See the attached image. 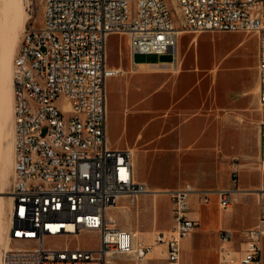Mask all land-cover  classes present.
<instances>
[{
    "label": "built area",
    "instance_id": "1",
    "mask_svg": "<svg viewBox=\"0 0 264 264\" xmlns=\"http://www.w3.org/2000/svg\"><path fill=\"white\" fill-rule=\"evenodd\" d=\"M27 29L14 58L15 162L9 212L11 246L0 264H119L115 257L144 259L156 247L166 264H182L183 239L198 226L193 215L217 195L228 210L247 190L238 188L240 168L234 160L233 187L199 188L187 183L162 191L173 201L174 225L153 231L148 240L125 229L112 214L122 197L135 204L150 194L137 179L132 148L113 147L107 135V81L121 73L108 64V39L128 38L130 53H172L177 66L179 26L168 0H72ZM184 31H232L258 36V97L264 105V0H176ZM259 161L264 170V120L259 125ZM257 222L242 231H219L218 264H264V205ZM57 218L60 231L45 226ZM28 222V231H21ZM38 224V231H31ZM82 232L96 233L94 248L73 246ZM34 236V245H27ZM48 238L63 243L47 245Z\"/></svg>",
    "mask_w": 264,
    "mask_h": 264
},
{
    "label": "rangeland",
    "instance_id": "2",
    "mask_svg": "<svg viewBox=\"0 0 264 264\" xmlns=\"http://www.w3.org/2000/svg\"><path fill=\"white\" fill-rule=\"evenodd\" d=\"M22 1L29 19L17 29L19 44L27 29L42 24L44 8V0ZM168 2L176 25L183 28L184 19L175 0ZM5 16L1 9L0 23L6 21ZM184 32L186 31L182 30L180 34ZM190 33L201 34L204 37L197 52L203 69L202 82L191 91L190 96L181 101H178L179 98L189 88L174 89L170 93V95L174 94L173 99L154 103L155 120L153 130L147 134V138H155L159 135L165 137L155 142H147V140L140 146L139 151L137 150L138 158L146 168L142 169L141 173L146 174L151 180V187L174 188L186 183L209 189L233 187L235 186L232 178L233 163L238 159L240 175L237 186H253V189L247 191L248 194H240L238 201L229 211L237 205L246 213V217H254L256 214L258 218L261 212L257 201L258 193L260 190L264 192V170L259 161V125L264 120V105L259 101L257 89L258 36L255 33L232 31ZM190 38V34H185L182 40L188 42ZM125 46L126 36L118 34L109 36L110 64L120 62V53ZM192 54L189 52L188 55ZM123 55L126 56V50ZM171 59H173L172 53L135 55L136 61ZM117 88L116 80L108 81L111 100L110 136L113 140L117 139L120 133L114 114ZM163 114L167 115L163 117L161 116ZM10 121L5 126V131H10L12 128V120ZM11 140L12 135L9 134L0 140V145L6 148ZM13 173L14 171L8 173L9 181L2 188L5 191H11ZM3 195L12 196L11 193H3ZM262 203L264 205V195ZM9 204L10 199H6L3 221L10 226ZM227 213V210L219 207L217 195H212L210 202L203 206L199 238L206 241L202 227L212 219L226 218ZM112 214L123 228L140 230L148 240L152 238L153 231H167L175 223L173 201L163 192L140 196L135 204H132L127 197H122L119 204L112 208ZM63 241L61 238H48L46 244L63 243ZM9 242L10 240L8 247L11 246ZM70 243L73 246L94 248L98 246L99 238L96 233L82 232L78 237H73ZM213 244V240L206 244L205 251L192 264H218V253L210 250ZM27 245L32 244L27 243ZM4 246L5 244L0 241V255ZM153 253L154 251L150 252L148 256H152ZM159 255L155 259H149L147 264H166L162 259L164 255L162 253ZM115 260L119 264H141L146 259H136L124 254L116 256ZM185 260L183 254L182 264Z\"/></svg>",
    "mask_w": 264,
    "mask_h": 264
},
{
    "label": "crops",
    "instance_id": "3",
    "mask_svg": "<svg viewBox=\"0 0 264 264\" xmlns=\"http://www.w3.org/2000/svg\"><path fill=\"white\" fill-rule=\"evenodd\" d=\"M185 34H190L191 38L188 42H183L182 37ZM125 36V35H121ZM201 34L193 35L186 31L179 35L178 38V62L177 66H174L171 60H159V61H136L134 56L130 53L128 38L126 36V46L120 53V62L108 64L114 68H120L121 73L111 76L109 80H116L118 82V88L115 95V111L116 125L119 130V137L115 140L111 139V100L108 91L107 81V135L110 144L113 147L118 148H132L135 152V169L137 179L147 184L150 189H173L167 187H151L146 174L141 173L142 169H146L145 166L138 158L137 150L139 151L140 146L147 141H157L163 139L164 135H159L155 138H147V134L153 130L154 109L153 105L155 102H165L173 99L174 94L170 95L174 89H181L187 91L179 98L181 101L190 93L193 89L198 87L203 77L201 71L203 70L200 66V60L197 55L198 47L203 40ZM126 50V56L123 53ZM192 52V55H188ZM141 54V53H140ZM161 55V54H158ZM181 57V58H180ZM181 59V60H180ZM180 60V61H179ZM168 64V65H167ZM140 65H144L140 67ZM155 65V66H153ZM161 65V66H160ZM170 109H168L169 111ZM163 114L161 116H166ZM183 122L180 123L182 125ZM167 156H165L166 158ZM187 184V183H186ZM185 185V184H184ZM183 186V185H181ZM180 187V186H178ZM177 188V187H174ZM201 188V187H199ZM206 188V187H203ZM221 188V187H217ZM238 188L242 190L251 191L253 189L249 186H241ZM209 189V188H207ZM242 192L248 194V192ZM261 191V190H260ZM259 194V193H258ZM258 199V198H257ZM207 204V203H206ZM219 204V203H218ZM205 204L200 205L198 210H195L193 215L198 217L199 224L189 236L183 239V254L185 255L184 264H192L195 260L199 259L200 255L205 251V246L213 240L214 244L211 251H215L217 258H219V231L222 228H229L235 231H242L253 226L256 222V214L254 217H246V213L243 212L237 205L230 211L227 210L226 218H216L210 220L204 227V233L206 241L199 238L200 221L202 220V210ZM218 250V251H217Z\"/></svg>",
    "mask_w": 264,
    "mask_h": 264
},
{
    "label": "bare ground",
    "instance_id": "4",
    "mask_svg": "<svg viewBox=\"0 0 264 264\" xmlns=\"http://www.w3.org/2000/svg\"><path fill=\"white\" fill-rule=\"evenodd\" d=\"M58 2H60V8H69V6L72 5V0L51 1L47 8V19L55 18L58 9ZM1 9L6 15V21L4 23H0V140L3 137H7L9 134L12 135V140L6 148L0 145V241L5 244L3 248H8V231L10 226L4 224L3 221V217L6 213L4 202L6 199H10V211L13 208V202L11 195L8 197L3 195V193H11V191H5L2 188L6 183H8V173L10 171H14L15 162L13 107L15 102V66L13 56L16 55L14 53L20 40L17 29L20 25L25 24L26 19H29V15H27L25 11L22 0H0V10ZM179 30L181 33L182 29L179 28ZM10 120H12V128L10 131H5V126ZM6 129L9 130L8 128ZM150 190L154 191V193L165 191L162 189ZM260 194H263L262 190L260 191ZM45 226H52L53 231H60V221H57V218H45ZM21 231H28V222H21ZM31 231H38V224H31ZM27 243L34 245V236H27ZM153 251L156 255L153 253L152 256H147V258H144L146 259L144 260L145 262L141 264H147L149 259H155L157 255L158 257L160 256L159 254L161 251L159 247H156Z\"/></svg>",
    "mask_w": 264,
    "mask_h": 264
}]
</instances>
